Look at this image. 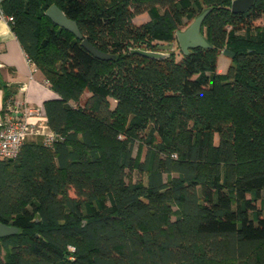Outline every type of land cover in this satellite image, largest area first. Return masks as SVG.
I'll list each match as a JSON object with an SVG mask.
<instances>
[{
	"label": "trees",
	"instance_id": "obj_1",
	"mask_svg": "<svg viewBox=\"0 0 264 264\" xmlns=\"http://www.w3.org/2000/svg\"><path fill=\"white\" fill-rule=\"evenodd\" d=\"M231 1L3 3L57 98L42 105L53 141L0 159V223L17 229L0 237V264H264V0L243 13ZM51 5L114 59L54 25ZM204 10L208 48L129 53L173 42ZM0 89L4 115L15 92Z\"/></svg>",
	"mask_w": 264,
	"mask_h": 264
},
{
	"label": "crops",
	"instance_id": "obj_2",
	"mask_svg": "<svg viewBox=\"0 0 264 264\" xmlns=\"http://www.w3.org/2000/svg\"><path fill=\"white\" fill-rule=\"evenodd\" d=\"M0 83L14 90L13 99L20 103L19 112L25 107L42 110L44 101L57 98L38 70L31 75V65L25 52L10 30L9 24L3 21H0ZM2 98L3 93L0 89V111ZM29 121L36 122L37 118L29 117ZM39 121L46 124L44 117ZM32 137L29 139H33Z\"/></svg>",
	"mask_w": 264,
	"mask_h": 264
},
{
	"label": "water",
	"instance_id": "obj_3",
	"mask_svg": "<svg viewBox=\"0 0 264 264\" xmlns=\"http://www.w3.org/2000/svg\"><path fill=\"white\" fill-rule=\"evenodd\" d=\"M254 0H232L230 3V11L232 13H243L248 10ZM209 10H204L201 14L196 16L194 20L183 30L175 33L176 43L179 50L183 54H187L190 50L195 48H208L209 45L205 41L204 37L200 33L202 22ZM44 15L56 26L65 29L70 32L76 39L80 40V45L88 51L94 58L99 60H112L114 55L99 51L95 46L89 43L86 39L82 38L76 23L73 20L68 19L63 12L56 6L51 5L48 7ZM173 48V43L162 44L157 46V50H142L131 49L130 54H136L148 59H160L169 56L170 51ZM228 58L232 59L234 53L224 49L221 52ZM17 232V229L0 223V237L12 235Z\"/></svg>",
	"mask_w": 264,
	"mask_h": 264
},
{
	"label": "built area",
	"instance_id": "obj_4",
	"mask_svg": "<svg viewBox=\"0 0 264 264\" xmlns=\"http://www.w3.org/2000/svg\"><path fill=\"white\" fill-rule=\"evenodd\" d=\"M6 0H0V21L7 24L12 22L13 18L7 15L3 10V3ZM31 65V75L37 70L33 63L27 59ZM31 77V76H30ZM20 103L13 101L6 106V112L0 116V159L15 158L25 140L32 136L44 137V143L50 144L53 141V135L46 124L41 123L43 114L40 108L25 107L22 112L18 111ZM29 117L37 118L36 122L29 121Z\"/></svg>",
	"mask_w": 264,
	"mask_h": 264
},
{
	"label": "rangeland",
	"instance_id": "obj_5",
	"mask_svg": "<svg viewBox=\"0 0 264 264\" xmlns=\"http://www.w3.org/2000/svg\"><path fill=\"white\" fill-rule=\"evenodd\" d=\"M146 20H148V15L147 14H141V15L135 16L132 21H133L134 24L138 25V24H140L142 22H145ZM191 22H189L187 24V26ZM255 24L256 25H264V16H262L261 18H259L258 20H256ZM185 28H183V29H185ZM172 43H173V48H172L171 51H173L176 54V59H179L180 58V54H179V49L177 48L176 40H174ZM231 63L232 62H231V59L230 58H228L227 56H225L222 53L218 54V56H217V63H216V73L217 74H224L226 72L228 66ZM87 95H88V93L85 92L83 94L81 100H84ZM111 104H113V102H111ZM36 137H39V136H34L32 138H36ZM136 150H137V144L135 143L134 144V147H133V155H135ZM130 177H131L132 181H137V180H141V179H142V181H145V177L143 175L139 174L135 170L133 172H131Z\"/></svg>",
	"mask_w": 264,
	"mask_h": 264
}]
</instances>
